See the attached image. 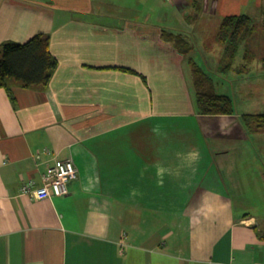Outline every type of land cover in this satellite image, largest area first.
I'll use <instances>...</instances> for the list:
<instances>
[{"label": "crops", "instance_id": "obj_1", "mask_svg": "<svg viewBox=\"0 0 264 264\" xmlns=\"http://www.w3.org/2000/svg\"><path fill=\"white\" fill-rule=\"evenodd\" d=\"M196 3L0 0V47L47 34L58 62L45 90L0 89V264H264V134L241 123L264 114V0ZM239 15L241 113L201 115L189 59ZM67 159L66 196L20 194Z\"/></svg>", "mask_w": 264, "mask_h": 264}, {"label": "trees", "instance_id": "obj_2", "mask_svg": "<svg viewBox=\"0 0 264 264\" xmlns=\"http://www.w3.org/2000/svg\"><path fill=\"white\" fill-rule=\"evenodd\" d=\"M195 6L200 7V0ZM251 18L246 15L224 17L216 34L217 42L224 47L223 59L219 70H231L239 49L254 33ZM166 41L172 42L175 49L186 55L190 51L185 39L180 36L163 34ZM50 36L37 34L23 44L6 43L0 47V89H5L11 96V86L24 89H47L54 71L58 67L57 60L49 48ZM252 52L245 51V60L251 61ZM191 66L197 112L205 116L232 115L233 101L230 97L218 94L215 82L192 59ZM135 73L134 71H129ZM13 101V97L11 96ZM241 123L245 130L252 134H264V114L242 115Z\"/></svg>", "mask_w": 264, "mask_h": 264}, {"label": "rangeland", "instance_id": "obj_3", "mask_svg": "<svg viewBox=\"0 0 264 264\" xmlns=\"http://www.w3.org/2000/svg\"><path fill=\"white\" fill-rule=\"evenodd\" d=\"M212 30L208 32V34H212ZM209 47L206 48L203 45L200 44V42H197V45L194 47V59L197 60V64L203 68L214 80L215 85L217 84L220 91V94H227L229 97L232 98V100L235 102L234 109L235 113H241L240 105L238 104V95L236 96L234 92H236L237 88V68L235 70H229L227 72H223L221 70H217L216 64H214L215 58H218L219 60L223 59V52H222V46L220 44L218 45H212V43H209ZM211 51V53L209 52ZM242 49H240V52ZM221 53V54H220ZM240 54L238 55V58L234 61V66L239 64L240 61ZM253 67H250L249 71L253 72ZM248 79L251 77V74L247 72L245 75ZM239 78V77H238ZM241 78H239V81ZM229 89V91L225 89ZM219 93V92H218ZM263 113V112H260ZM254 201L256 203V214L258 213L264 220V192H259L256 197H254ZM264 222V221H263Z\"/></svg>", "mask_w": 264, "mask_h": 264}, {"label": "built area", "instance_id": "obj_4", "mask_svg": "<svg viewBox=\"0 0 264 264\" xmlns=\"http://www.w3.org/2000/svg\"><path fill=\"white\" fill-rule=\"evenodd\" d=\"M77 168L72 159L56 161L42 175L41 184L29 180L21 187L20 194L31 200H45L64 197L68 194V184L76 178Z\"/></svg>", "mask_w": 264, "mask_h": 264}]
</instances>
